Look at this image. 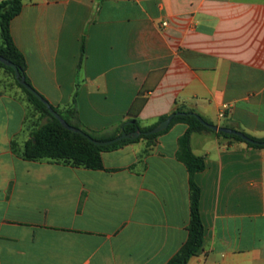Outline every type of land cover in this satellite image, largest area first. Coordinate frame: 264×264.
Here are the masks:
<instances>
[{
  "label": "crops",
  "instance_id": "obj_1",
  "mask_svg": "<svg viewBox=\"0 0 264 264\" xmlns=\"http://www.w3.org/2000/svg\"><path fill=\"white\" fill-rule=\"evenodd\" d=\"M11 33L33 87L91 132L182 108L264 139V0H23ZM27 108L0 67V264H167L188 239L189 125L92 170L19 155ZM220 133L191 136L205 240L189 264H264V148Z\"/></svg>",
  "mask_w": 264,
  "mask_h": 264
},
{
  "label": "trees",
  "instance_id": "obj_2",
  "mask_svg": "<svg viewBox=\"0 0 264 264\" xmlns=\"http://www.w3.org/2000/svg\"><path fill=\"white\" fill-rule=\"evenodd\" d=\"M22 9L23 0H6L0 3V56L13 62L19 68L23 76H25L27 83L33 87L27 74V60L16 46L11 33V22L21 13ZM0 67L4 68L12 76L16 85L25 92L27 100L41 113V118L46 119V122L32 132L31 138L26 142L24 150L19 152V155L26 160H48L77 168L83 167L92 170H102L104 169V152L118 149L127 143L136 142L141 139L152 141L165 132L146 135V132L154 129L161 121L167 119L169 116L162 117L158 123L149 127H142L137 119H132L122 125V129L119 133L113 136H107L91 132L84 128L77 118L76 109L64 111L53 106L67 123L83 130L95 140L108 141L116 138L122 133L142 132V135L136 140L125 139L109 146H97L81 134L66 129L63 124L50 113L43 102L19 83L15 77L13 68L6 66L2 62H0ZM173 114L177 115L174 117L169 128L178 122L189 125L187 132L180 139V148L177 157L187 166L190 174L191 219L188 226L187 241L167 264H189L191 258L196 256L202 249L205 240V226L201 216V188L195 181V174L203 171L206 168V164L203 157L196 156L192 152L191 136L193 133L210 131L211 129L202 124L197 118V114L191 110L178 108ZM220 134L229 139L245 142L250 147L264 148V146L249 143L237 135ZM247 136L260 142L264 141V139Z\"/></svg>",
  "mask_w": 264,
  "mask_h": 264
},
{
  "label": "water",
  "instance_id": "obj_3",
  "mask_svg": "<svg viewBox=\"0 0 264 264\" xmlns=\"http://www.w3.org/2000/svg\"><path fill=\"white\" fill-rule=\"evenodd\" d=\"M0 62H2L6 66H9V67L14 69L15 77L19 81V83L22 86H24L27 90H29L31 93H33L41 102H43L47 106L50 113L54 117H56L63 124V126L66 129H68L72 132H75L77 134H81L82 136L88 138L95 145H97V146H109V145L115 144V143L120 142V141L125 140V139L136 140L142 135L141 131H135L132 133H122L121 135L117 136L116 138L108 140V141H99V140L93 139L91 136H89L83 130L76 128L74 126H71L69 123H67V121L53 108V106L49 103V101H47L35 88H33L30 84L27 83L25 76H23V74L21 73L19 68L13 62L4 58L3 56H0ZM176 115L177 114H172L167 119L161 121L154 129L146 132V135H153V134H158V133H162V132L166 131L169 128L171 122L173 121V119ZM197 118L201 121L202 124H204L205 126L210 128L211 130H214L216 132L230 134V135H237L249 143L264 146V141L260 142V141L254 140V139L248 137L245 133H243L241 131L211 125V124L207 123L199 115H197Z\"/></svg>",
  "mask_w": 264,
  "mask_h": 264
},
{
  "label": "rangeland",
  "instance_id": "obj_4",
  "mask_svg": "<svg viewBox=\"0 0 264 264\" xmlns=\"http://www.w3.org/2000/svg\"><path fill=\"white\" fill-rule=\"evenodd\" d=\"M27 108V121L25 124V130L27 129H33L36 130L40 125H42L44 122H46V119L41 118V113L35 109V107L28 101Z\"/></svg>",
  "mask_w": 264,
  "mask_h": 264
},
{
  "label": "built area",
  "instance_id": "obj_5",
  "mask_svg": "<svg viewBox=\"0 0 264 264\" xmlns=\"http://www.w3.org/2000/svg\"><path fill=\"white\" fill-rule=\"evenodd\" d=\"M220 116H221V117L224 116V111H221Z\"/></svg>",
  "mask_w": 264,
  "mask_h": 264
}]
</instances>
